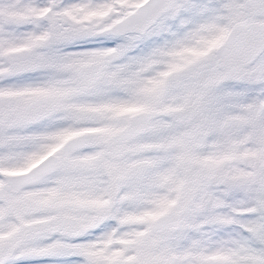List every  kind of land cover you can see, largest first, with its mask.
Here are the masks:
<instances>
[{
  "label": "snow or ice",
  "instance_id": "snow-or-ice-1",
  "mask_svg": "<svg viewBox=\"0 0 264 264\" xmlns=\"http://www.w3.org/2000/svg\"><path fill=\"white\" fill-rule=\"evenodd\" d=\"M0 264H264V0H0Z\"/></svg>",
  "mask_w": 264,
  "mask_h": 264
}]
</instances>
